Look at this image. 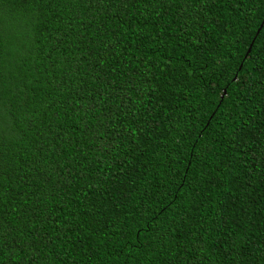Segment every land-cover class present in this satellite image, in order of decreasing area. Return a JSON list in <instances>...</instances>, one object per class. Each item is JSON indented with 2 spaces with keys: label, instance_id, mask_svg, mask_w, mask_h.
I'll return each instance as SVG.
<instances>
[{
  "label": "trees",
  "instance_id": "trees-1",
  "mask_svg": "<svg viewBox=\"0 0 264 264\" xmlns=\"http://www.w3.org/2000/svg\"><path fill=\"white\" fill-rule=\"evenodd\" d=\"M263 18L0 0V264H264Z\"/></svg>",
  "mask_w": 264,
  "mask_h": 264
},
{
  "label": "water",
  "instance_id": "water-1",
  "mask_svg": "<svg viewBox=\"0 0 264 264\" xmlns=\"http://www.w3.org/2000/svg\"><path fill=\"white\" fill-rule=\"evenodd\" d=\"M263 22H264V18H263V20L261 21V23H260V25H259V28L256 30L255 35H254L253 39L251 40V42H250V44H249V47H248V49H247V51H246V54L244 55V58H246L247 54L249 53V50H250L251 44L253 43L254 38H255L256 35L258 34V32H259V30H260V28H261ZM234 79H235V77L233 78V80H234ZM224 94H225V90L222 91V95L220 96V99L223 98Z\"/></svg>",
  "mask_w": 264,
  "mask_h": 264
}]
</instances>
